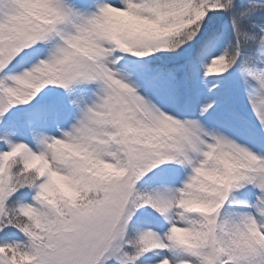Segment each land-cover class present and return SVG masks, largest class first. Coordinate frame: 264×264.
Returning <instances> with one entry per match:
<instances>
[{"label":"snow or ice","instance_id":"6c2138e0","mask_svg":"<svg viewBox=\"0 0 264 264\" xmlns=\"http://www.w3.org/2000/svg\"><path fill=\"white\" fill-rule=\"evenodd\" d=\"M0 264H264V0H0Z\"/></svg>","mask_w":264,"mask_h":264}]
</instances>
